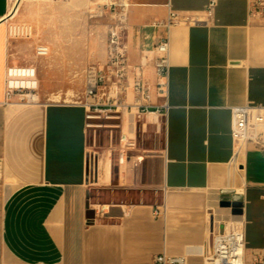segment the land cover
<instances>
[{
    "label": "crops",
    "instance_id": "crops-1",
    "mask_svg": "<svg viewBox=\"0 0 264 264\" xmlns=\"http://www.w3.org/2000/svg\"><path fill=\"white\" fill-rule=\"evenodd\" d=\"M208 2L129 0V61L154 86V44L168 37L170 69L166 96L153 88L149 102L167 114H125L136 146L120 158L107 130L105 146L91 141L83 106L49 101L38 58L50 40L9 37L23 21L0 0V264H153L163 252L203 264L210 230L231 222L250 249L263 245L264 143L237 142L231 128L234 107L264 105V16L218 0L209 17ZM169 9L195 21L145 27ZM22 65L37 69L39 103L6 96L7 68ZM138 121L145 132L165 124L161 149L138 145Z\"/></svg>",
    "mask_w": 264,
    "mask_h": 264
},
{
    "label": "built area",
    "instance_id": "built-area-1",
    "mask_svg": "<svg viewBox=\"0 0 264 264\" xmlns=\"http://www.w3.org/2000/svg\"><path fill=\"white\" fill-rule=\"evenodd\" d=\"M248 2L251 15L264 16V0ZM217 3L218 0H209L206 5L209 17L213 16ZM128 10L129 0H112L103 3L96 12V15L107 19L106 58L104 62L91 64L85 69L83 100L74 102L85 108V130L88 132L107 130L111 142L115 139L121 142L122 149H117L120 158L124 156L126 150L136 146L135 137L123 134L125 114L134 115L139 120L143 116H151L156 120L159 115L167 114L166 104L152 108L149 102L153 88L159 95L166 96L170 69L168 37L160 38L154 44L156 54L154 70L157 78L154 86L145 78L143 66L129 61ZM194 21L190 15L169 9L165 19L153 21L145 27L169 29L176 24ZM7 32L9 37L31 38L34 35V27L25 22H11L8 24ZM36 53L46 55L48 47L40 45L36 48ZM5 82L8 99L18 96L19 101L25 104H36L41 101L35 66H9ZM231 134L237 142L251 140L257 144L264 143V105L251 103L234 107ZM262 198L264 200V188ZM162 206L158 205L153 213L159 214ZM95 211H100V208H95ZM203 262V264H264V243L260 248L250 249L241 222L227 223L222 228L213 226L209 232L207 249L203 253ZM153 264H189V261L187 255L175 256L163 252L153 257Z\"/></svg>",
    "mask_w": 264,
    "mask_h": 264
},
{
    "label": "rangeland",
    "instance_id": "rangeland-1",
    "mask_svg": "<svg viewBox=\"0 0 264 264\" xmlns=\"http://www.w3.org/2000/svg\"><path fill=\"white\" fill-rule=\"evenodd\" d=\"M106 1L112 0H21L13 19L32 24L35 40H50L51 52L38 58L41 76L49 80L50 102L83 100L84 71L103 60L107 19L96 12ZM89 135L92 142L105 146L104 132L90 130ZM137 139L138 145L161 149L165 143V124L162 128L149 126L145 132L138 121ZM101 195L107 199L109 191L103 190Z\"/></svg>",
    "mask_w": 264,
    "mask_h": 264
},
{
    "label": "bare ground",
    "instance_id": "bare-ground-1",
    "mask_svg": "<svg viewBox=\"0 0 264 264\" xmlns=\"http://www.w3.org/2000/svg\"><path fill=\"white\" fill-rule=\"evenodd\" d=\"M20 3H21V0H11L8 17L16 16V14L18 13L19 7H20Z\"/></svg>",
    "mask_w": 264,
    "mask_h": 264
},
{
    "label": "water",
    "instance_id": "water-1",
    "mask_svg": "<svg viewBox=\"0 0 264 264\" xmlns=\"http://www.w3.org/2000/svg\"><path fill=\"white\" fill-rule=\"evenodd\" d=\"M96 169V165L94 166V170ZM233 199L235 200V199H238V196H236V197H233Z\"/></svg>",
    "mask_w": 264,
    "mask_h": 264
}]
</instances>
